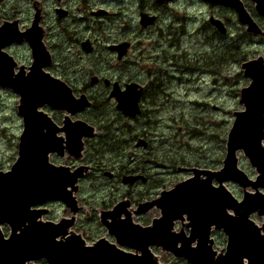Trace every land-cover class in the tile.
<instances>
[{
	"label": "flooded vegetation",
	"instance_id": "flooded-vegetation-1",
	"mask_svg": "<svg viewBox=\"0 0 264 264\" xmlns=\"http://www.w3.org/2000/svg\"><path fill=\"white\" fill-rule=\"evenodd\" d=\"M189 1L0 0V75H37V83H44L46 80L53 85H63L73 97L79 98L84 94L89 102L86 108L74 114L51 108L47 104L40 108L50 119L52 126L49 132L57 140V149L48 154L49 163L62 168L63 173L59 177L65 179V182L71 180L75 169H82L74 193L77 201L76 214L73 215V209L66 207L60 200H48L32 206L46 210L38 218L40 221L57 222L74 216L72 230L81 237L85 247H92L96 241L102 239L104 248L124 254L141 255L139 250L120 244L115 234L110 232V227L116 229L117 224L126 219L127 215L131 223L142 227L152 225L153 220L160 218V208L153 203L148 211L136 213L141 207L139 205L158 199L161 192L170 189L174 183L192 177L190 168H205L197 162L175 165V170L182 177L172 183L174 165L172 152L169 151L171 147L166 149L165 142H161L163 139L152 143L148 132L131 139V142L137 140V144H134L130 154L111 156L104 147L109 146L108 142L112 138L116 140L124 135L117 136L112 132L101 134L98 117L101 103L91 94V90L106 89L109 92L107 99L113 100L124 123H138L140 118L147 117L152 112L151 107L155 103L152 99L157 92L166 97L169 84L166 85L165 76H169L170 81L173 76L180 77L190 68L193 73L203 71L202 76L214 77L219 74L204 66L189 68L181 61L188 56L189 38L201 35L203 38L212 39L216 45H211L212 50L227 47L231 58H235L240 49L246 55L244 51L248 47L256 44L264 46V16L257 12L253 0L240 1L259 32L248 30V25L240 21L234 6L195 0L200 7L208 9L204 17L202 13L190 14ZM212 20L221 23L220 29ZM35 53L38 54L36 68ZM257 55H261V52L255 50L253 54L250 51L248 56H242L238 60H249ZM261 56L264 59V55ZM142 61L146 62L144 66ZM136 72L137 77H131L130 73ZM114 76L119 77L114 79ZM122 76L127 79H121ZM142 78L147 81L141 80ZM115 86L120 92L135 86V91L139 92V112L135 117L118 110L115 97L110 96ZM0 90L11 93L18 99L11 89L1 84ZM159 105L158 107H164L165 101ZM77 121L94 128L91 136L84 135L81 138L82 150L79 156L77 151L72 150L74 143H71L70 135ZM22 130L21 119L19 134ZM40 132L46 133L45 128L40 127ZM139 140L142 143L138 144ZM108 158L110 167H106L104 163V159ZM11 164L1 169L7 171ZM169 179L171 180L168 181ZM105 182L122 187L125 189L124 193L114 196V193L104 192L101 202H98L100 197L94 199L96 195L94 196L92 189L97 183L106 185ZM57 183L64 184L61 181ZM84 184L90 186L92 196H87ZM213 184L216 185V182ZM66 189L71 187L66 186ZM140 189H144V192ZM54 207L61 212L52 216L51 210ZM116 207L118 208L115 210ZM250 218L257 226L262 224L261 216L253 214ZM4 230L9 232L7 226ZM209 230L208 240L201 247L209 246L216 254L220 253L225 246L218 245V236L222 235L225 242L226 237L213 225ZM170 232L190 235L191 226L185 215L184 219L174 221ZM176 246L180 247L181 243ZM191 247H198L196 240ZM149 252L158 264H189L184 258L175 257L171 251L156 245H150ZM35 264L47 262L40 259Z\"/></svg>",
	"mask_w": 264,
	"mask_h": 264
},
{
	"label": "water",
	"instance_id": "water-1",
	"mask_svg": "<svg viewBox=\"0 0 264 264\" xmlns=\"http://www.w3.org/2000/svg\"><path fill=\"white\" fill-rule=\"evenodd\" d=\"M205 1L236 7L240 21L248 25V30L259 32L240 0ZM253 1L257 12L264 16V0ZM212 22L220 29L219 21ZM34 59L36 68L37 53ZM241 67L251 82L240 90L239 102L244 111L234 113L235 120L227 135L222 168L217 171L194 168L192 178L161 192L158 199L140 204L136 213L146 212L153 203L160 208L161 216L153 220L152 225L142 227L131 223L127 215L116 229L110 227L117 241L139 250V256L104 248L102 239L92 247H85L81 237L69 231L74 216L71 219L63 218L58 223L38 220L46 210L32 206L47 200L63 201L73 209L75 215L77 209L73 193L77 190L76 181L82 175V169L78 168L72 172L71 180L65 182L59 177L63 173L62 168L49 163L48 154L57 149V140L49 132L52 126L50 119L40 108L47 104L74 114L86 108L89 102L84 94L79 98L73 97L63 85H53L46 80L37 83V75H0V84L19 95L17 111L23 119L17 158L9 171H0V264H28L42 258L48 264H158L149 252L150 245L171 251L175 257H183L189 264H264V233H261L264 222L258 227L250 219L253 213L264 219L263 59L249 60ZM138 95L135 86L128 87L124 92L115 86L110 93L117 101V108L131 117L139 112ZM40 127H44L46 133H41ZM72 130V150L77 151L79 156L81 138L91 136L94 128L77 121ZM139 143L142 141L139 140ZM239 150L255 168L257 176L254 180L238 167ZM201 174L205 176L203 179ZM213 180L217 181L218 186H213ZM59 181L64 184L59 185ZM226 181H232L242 188L240 201L226 188ZM66 186L71 189H66ZM247 188L253 191H247ZM184 215L191 226L190 235L171 233L174 221L184 219ZM3 225L10 229L7 237L2 231ZM212 225L227 236L224 252L216 254L207 245V248L201 247L208 240ZM195 240L198 247H191ZM178 243H181L180 247L176 246Z\"/></svg>",
	"mask_w": 264,
	"mask_h": 264
},
{
	"label": "rangeland",
	"instance_id": "rangeland-1",
	"mask_svg": "<svg viewBox=\"0 0 264 264\" xmlns=\"http://www.w3.org/2000/svg\"><path fill=\"white\" fill-rule=\"evenodd\" d=\"M189 12L190 14L202 13L205 17L208 9L200 7L195 0H190ZM212 44L216 46L212 39L203 38L201 35L189 38L188 56L181 61L186 63L189 68L204 66L219 74L214 77L210 75L202 76L203 71L193 73L190 68L182 73L180 77L173 76L170 81L169 76H165V83L166 85L169 84L168 87L166 86V97L157 92L152 99L155 100L151 107L153 110L150 108L152 112L150 113L149 109L150 114L147 117L140 118L138 123H124L115 108L113 100L107 99L109 92L106 89L94 88L91 90V94L101 103L100 115H98L101 134H111L112 132L117 136L124 135L116 140L112 138L108 142L109 146L104 147L105 150L111 153V156H117L121 153L130 154L134 144H137V140L131 142V139L148 132L150 134L148 138L152 143H157L163 139L161 142H165L166 149L171 147L169 151L172 152L174 165L172 183L182 177V174L175 170V165L180 166L189 162H197L205 168L216 169L222 166L227 133L233 121L232 112L242 109L238 102L239 91L249 81L243 75L240 68L241 61L238 59L242 56H248L250 51L254 54L255 50L264 55V46L256 44L248 47L245 50L246 52L244 51L246 55L240 49L236 57L231 58L227 47L212 50ZM141 63L144 66L146 62L142 61ZM130 74L131 77L135 78L138 72ZM126 75H129V73ZM118 77L114 76L112 78L118 79ZM121 79L127 78L122 76ZM141 80L147 81L145 78ZM152 100H148V102L153 103ZM163 101H165L164 107H158ZM16 106L17 99L15 96L0 90V169L9 166L16 158V144L21 128V118L17 113ZM112 141L113 145H111ZM154 152L155 150L153 155ZM109 161V158L104 159L106 167L111 166L108 163ZM239 165L250 177L255 175L254 169L242 154L239 155ZM100 185L97 183L96 187L92 189L94 196L96 195L93 198L100 197L98 202H101V197L105 193H114V196H117L122 195L125 191L117 185H109L108 183L106 185L101 183ZM226 186L236 197L241 196V189L237 185L226 183ZM84 188L88 193L87 196H92L90 186L84 184ZM140 191L144 192V189H140ZM60 212L61 210L57 207L51 210L52 216ZM150 216H148V219ZM218 242L220 247L225 246L222 235L218 236ZM169 261L172 260L169 259ZM174 264L183 263L177 262Z\"/></svg>",
	"mask_w": 264,
	"mask_h": 264
},
{
	"label": "bare ground",
	"instance_id": "bare-ground-1",
	"mask_svg": "<svg viewBox=\"0 0 264 264\" xmlns=\"http://www.w3.org/2000/svg\"><path fill=\"white\" fill-rule=\"evenodd\" d=\"M165 127H166V125H165Z\"/></svg>",
	"mask_w": 264,
	"mask_h": 264
}]
</instances>
